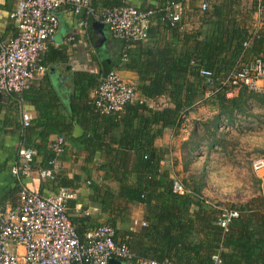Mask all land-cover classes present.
<instances>
[{"label":"trees","instance_id":"obj_1","mask_svg":"<svg viewBox=\"0 0 264 264\" xmlns=\"http://www.w3.org/2000/svg\"><path fill=\"white\" fill-rule=\"evenodd\" d=\"M92 1L95 5L99 0ZM168 1L171 4L179 0ZM121 3V0L102 1L105 7ZM235 3L240 2L228 0L221 4L222 8L215 6L211 12L204 10L203 26L188 36L191 48L175 52L164 47L150 52L146 61H140L126 50L127 60L117 67L137 73L138 99L128 103L122 111L100 114L94 107L93 98L85 99L81 108L88 125L79 141L86 152L85 161L95 160L94 169L101 172L100 181L90 179V183L94 201L110 212L111 218L106 223L115 227L116 219L127 214L134 204L143 206L146 224L128 231L122 241L138 257L166 258L170 264H215L212 256L218 254L220 264H264V194L258 193L247 201L231 204L230 208L237 210L238 215L224 228L219 222L224 203L210 201L203 195V173L191 179L181 177L189 192H173L170 171L160 165L167 151L154 144L166 127L182 125L185 113L192 110L198 99L202 100L201 104L214 108L212 118L205 122L207 137L199 136L197 127H192L189 137L180 143L181 164L186 171L202 140L210 147L220 145L225 149L217 131L223 122L233 123L236 113L246 117L252 115L254 105L264 107V94L246 86L237 88L222 83L234 66L259 56L264 62V29L244 49L243 41L252 28L233 19L234 14L241 17L233 7ZM258 5L262 6L264 16V0H251L249 12L258 10ZM120 61L118 59V63ZM201 68L213 72V86L200 75ZM99 74L101 71L88 74L90 86L97 87L103 75ZM208 90L214 92L205 96ZM158 97H164L167 105L154 107L149 104L148 101ZM49 125V122H37L30 132L43 141L51 134L69 131L71 127L64 121L55 122L48 130ZM24 147L38 150L40 143L29 140ZM97 152L100 154L98 159ZM50 153L52 157L51 147ZM48 162L43 167L48 166ZM196 235L199 237L194 240ZM84 236L79 235L81 239Z\"/></svg>","mask_w":264,"mask_h":264},{"label":"crops","instance_id":"obj_2","mask_svg":"<svg viewBox=\"0 0 264 264\" xmlns=\"http://www.w3.org/2000/svg\"><path fill=\"white\" fill-rule=\"evenodd\" d=\"M17 1L0 0V50L4 43L17 34L15 21L10 16ZM102 1L104 0H99L94 6L98 9L105 7V3L102 4ZM121 1L152 10L147 38L137 41L138 43L131 42L128 47H125V43L113 38L104 25L102 42L95 44L90 37L89 28L81 24L83 14H76L70 6L62 5L58 9L59 25L54 39L42 55L44 71L37 73L31 79L29 87L21 92L0 91V207L14 205L17 201L18 191L22 187L37 190L44 196L56 193L60 187H66L76 194L73 199L67 202V211L79 235L84 236L88 230L106 223L111 218L110 212L103 210L101 203L93 199L94 189L90 179L99 182L101 172L95 171V160L93 162L85 161L86 152L83 144L79 141L88 125L81 108L85 104V99L93 98L95 90V86H90L88 77L90 74L95 75L100 71L103 74L111 67L120 65L122 62L118 63V59H120L123 50H130L135 58L146 61L150 57V52L164 47L175 52L191 48L188 36L199 26H203L202 14L204 12L200 7L201 0H179L177 2L183 5V12L175 24H170L168 20L162 19L167 13L175 11L171 7L172 3L169 4L168 0ZM207 1L208 8L205 10L211 12L215 6L222 8L221 4L228 0ZM237 1L240 3H235L233 7L238 10L241 17L233 13V19L253 29L259 17L258 11L249 12L251 0ZM69 37L71 40H68ZM117 69L123 78L133 84L136 83L138 76L135 71L120 67ZM201 101L198 99L192 110L185 113L184 121L179 128L166 127L163 134L154 140L157 147L167 151V155L163 159L167 164L162 165V168L170 171L171 177L174 174L181 177V172L184 173L179 146L189 137L190 121L195 117H201L202 114L213 112L214 108L201 104ZM148 102L154 107L167 105L164 97H158L156 100ZM23 112H27L30 116L27 126L23 125ZM58 121L70 124L69 131L53 133L43 141L30 132L31 127L37 122H49L50 125L47 127L49 130ZM59 135L64 137L65 145L63 151L56 155L59 163L54 168V178L47 177L41 180L36 172L31 176L19 178L11 172L12 165L20 162L18 149L29 140L35 144L40 143V148L35 149L34 169L46 165V161L50 160L52 155L50 143ZM99 155V152L95 154L96 159L99 158ZM205 187L202 189L203 195L210 201H216L205 191ZM93 207L97 209L94 210ZM86 211L89 213L86 214ZM143 212V206L137 203L128 210L127 214L116 219L117 240L124 241L128 231L136 230L142 226L139 223L135 224L134 221L143 220ZM196 236L194 240L199 237ZM13 248L17 251L22 250L17 245H13ZM121 261L122 264L123 262L133 264L131 261Z\"/></svg>","mask_w":264,"mask_h":264},{"label":"built area","instance_id":"obj_3","mask_svg":"<svg viewBox=\"0 0 264 264\" xmlns=\"http://www.w3.org/2000/svg\"><path fill=\"white\" fill-rule=\"evenodd\" d=\"M62 5L70 6L76 14H83V26L87 27L89 18L104 24L111 36L125 43V47L148 36L151 9H142L128 3L98 9L92 0H18L10 13L17 34L4 43L0 50V91L21 92L29 87L37 73L44 71L42 55L54 39L59 25L58 9ZM171 7L175 11L167 13L162 19L174 24L180 19L184 8L179 2L172 3ZM200 7L202 10L207 9L208 1L201 0ZM262 10V6L258 5L259 17L251 34L243 41L245 49L264 29ZM120 60H127L125 50ZM199 73L205 77L209 86L214 85L215 78L211 70L201 68ZM222 83L237 88L246 86L249 90L264 94L262 57L234 66ZM213 92L208 90L206 95ZM136 99L138 94L135 84L123 78L116 67L101 76L93 94L94 107L100 114L122 111ZM22 120L24 126L29 125L30 116L27 112L22 113ZM64 145V137L57 136L50 144L55 155L48 162L50 166L37 169L32 166L35 149L21 146L18 149L20 162L12 165L11 172L19 178L31 176L34 172L42 178L52 177L59 163L56 155L63 151ZM164 164L167 162L161 160V167ZM251 168L256 173L264 170V156L254 158ZM172 191L182 194L190 190L182 178L174 174ZM75 195L74 191L66 187H60L56 193L47 196L37 190L22 187L14 205L0 207V264H108L111 258L131 261L133 264H170L166 258L158 260L136 256L126 242L116 239L115 227L107 223L97 225L81 239L67 211V202ZM237 215V210L221 207L220 225L225 228L228 221ZM134 223L146 224L144 220ZM13 245L22 250L17 251ZM212 258L215 264L221 263L218 254Z\"/></svg>","mask_w":264,"mask_h":264},{"label":"rangeland","instance_id":"obj_4","mask_svg":"<svg viewBox=\"0 0 264 264\" xmlns=\"http://www.w3.org/2000/svg\"><path fill=\"white\" fill-rule=\"evenodd\" d=\"M251 111L253 114L247 117L236 113L233 123L223 122L217 128L225 149L220 145L210 147L202 140L193 152L188 170L181 172V177L186 179L202 172L205 191L211 198L223 202L225 208L258 193L264 194V170L256 173L251 168L254 158L264 156V107L254 105ZM212 115L205 113L193 118L189 131L197 127L199 136L206 138L205 122Z\"/></svg>","mask_w":264,"mask_h":264},{"label":"water","instance_id":"obj_5","mask_svg":"<svg viewBox=\"0 0 264 264\" xmlns=\"http://www.w3.org/2000/svg\"><path fill=\"white\" fill-rule=\"evenodd\" d=\"M87 27L89 28L90 37L95 44L102 42L101 37H103L102 29L104 24L95 21L93 18H89L87 21ZM108 264H122V261L116 258H111Z\"/></svg>","mask_w":264,"mask_h":264}]
</instances>
